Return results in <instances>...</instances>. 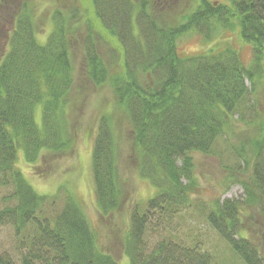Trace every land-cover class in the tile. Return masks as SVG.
Masks as SVG:
<instances>
[{"label":"trees","instance_id":"trees-1","mask_svg":"<svg viewBox=\"0 0 264 264\" xmlns=\"http://www.w3.org/2000/svg\"><path fill=\"white\" fill-rule=\"evenodd\" d=\"M195 1L170 24L159 0H91L99 26L121 50L122 71L113 76L99 51L100 41H112L92 32L81 38V17L75 12L55 10L53 28L39 42L27 2L16 9L0 60V187L8 192L0 226L12 229L18 259L4 251L0 264H219L202 242H187L170 226L196 190L190 153L214 154L233 117L244 121L249 116L248 122L259 117L254 92L264 77V0H228L218 6ZM233 28L251 46L250 65L229 47L193 56L178 52L177 40L189 31L209 39L214 30ZM75 46L82 48L93 84L109 81L131 128L138 172L155 189L129 209L122 238L125 263L97 246L69 190L59 186L53 194L38 193L16 164L20 151L35 163L42 152L69 146L63 106L74 81ZM110 47L113 59L116 46ZM257 128L249 156L244 149L237 156L249 163L251 185L264 197V120ZM113 129L110 118L100 116L91 149L94 202L104 218L119 208L122 193ZM241 215L243 203L224 198L205 217L244 264H264L261 251L240 234Z\"/></svg>","mask_w":264,"mask_h":264},{"label":"rangeland","instance_id":"rangeland-1","mask_svg":"<svg viewBox=\"0 0 264 264\" xmlns=\"http://www.w3.org/2000/svg\"><path fill=\"white\" fill-rule=\"evenodd\" d=\"M152 1V0H149ZM154 1V0H153ZM171 2L170 5L168 4ZM159 0L165 6L164 15L171 21L176 13H186L197 5L191 0ZM215 6L229 3L228 0H208ZM27 2V9L32 13L36 38L44 42L53 28L52 15L55 10L64 14L76 13L81 17V38L88 32L93 36L104 35L112 42L100 41V53L109 61L110 76L122 71L121 50L118 43L99 26L95 17L91 0H0V60L7 49L6 35L12 27V18L16 9ZM156 2V0H155ZM158 2V1H157ZM154 4V3H153ZM173 5L174 11L168 12ZM168 6V7H166ZM158 8V6H156ZM188 7V8H187ZM105 40V38H104ZM177 49L182 56H193L205 52H219L224 48L238 51L245 65L251 64L252 50L238 34V29H217L205 39L197 31H189L177 40ZM116 46V56L112 59L110 46ZM81 46H75L72 54L74 69L73 85L63 106L64 125L69 146L58 152L44 151L35 163H28L20 151L17 167L25 175L26 180L36 192L53 194L59 186L69 190L79 203L86 216L92 233L96 237L97 246L112 254L120 262L127 261L122 248V238L128 228V217L135 202H143L154 192V187L138 172L132 145L131 128L125 111L117 105L109 81L96 86L88 78ZM118 48V49H117ZM247 85L250 87L248 80ZM257 91L254 92L259 117L254 122L239 121L236 117L227 123L224 133L213 146L214 154L206 155L193 151L190 153L194 184L196 190L192 194L188 207L172 222L171 231L185 241L192 239L203 243L219 264H244L213 227L206 220V213L217 201L224 198L238 199L243 203L241 215L242 230L240 234L254 243L264 255V197L251 185L250 166L238 158L241 150L249 156V141L259 135L257 128L264 120V77L258 80ZM39 106L36 115L39 121ZM107 115L117 139L118 165L120 174V205L110 216L104 218L95 205L93 179L91 170V149L98 118ZM6 188L0 187V207ZM9 226H0V253L6 251L16 262L18 251L15 238Z\"/></svg>","mask_w":264,"mask_h":264}]
</instances>
